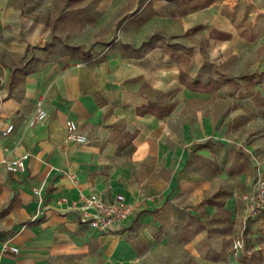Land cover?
Segmentation results:
<instances>
[{
  "label": "crops",
  "instance_id": "1",
  "mask_svg": "<svg viewBox=\"0 0 264 264\" xmlns=\"http://www.w3.org/2000/svg\"><path fill=\"white\" fill-rule=\"evenodd\" d=\"M112 1L100 0V6ZM156 2L164 11L169 8L166 0ZM50 33V25L0 0V264H141L147 254L142 255L134 244L122 248L116 243L119 237L135 222L141 228L187 229L196 211L209 206L207 194L216 189L218 175L186 166L189 153L184 148L170 168L157 165L143 175L140 199L125 188L104 186L102 179L137 177L132 174L135 162L149 158L162 162L168 135L182 137L186 145L192 137L183 134L173 116L175 110L155 113L150 98L131 82L144 73L151 56L136 60L119 53L98 56L92 51L88 58L78 60L65 54L40 60L34 69L18 74L30 65L26 56L33 46L46 42ZM16 82H22L20 90ZM189 91L190 96H198L196 90ZM38 105L46 109L47 117L30 127ZM69 119L88 135L86 144L66 140ZM9 124L14 129L3 136ZM205 125L211 130V120L206 118ZM215 148L225 152L221 146ZM24 153L30 154L26 169L9 172L4 159ZM35 188L43 194V205L34 196ZM79 191L107 197L122 193L134 212L121 230L99 233L81 224L69 204L56 203L61 197H76ZM232 200L223 208L231 213L234 225L241 226L236 218L243 216L244 207ZM202 224L187 243L197 260L202 264L236 260L232 254L208 259L198 249L204 239L215 254L223 247L222 238ZM152 237L149 243L156 241ZM226 237L232 253L233 234ZM5 244L18 251L5 250Z\"/></svg>",
  "mask_w": 264,
  "mask_h": 264
},
{
  "label": "rangeland",
  "instance_id": "2",
  "mask_svg": "<svg viewBox=\"0 0 264 264\" xmlns=\"http://www.w3.org/2000/svg\"><path fill=\"white\" fill-rule=\"evenodd\" d=\"M156 1L113 0L103 8L100 0H7L22 15L51 27L48 40L33 46L26 56L30 65L18 74L34 69L40 60L65 54L78 60L92 51L136 60L151 56L144 73L131 82L150 98L155 113L175 110L174 118L191 141L186 145L182 137L168 135L162 162L155 158L135 162L132 174L137 177L100 181L140 199L143 175L157 165L170 168L186 148V166L214 172L217 186L207 194L209 206L196 211L187 229L141 228L135 222L116 243L125 249L134 244L147 254L141 264H202L187 243L205 223L213 236L222 238L223 246L215 254L202 240L198 249L208 259L232 254L236 260L230 264H264V208L248 217L245 227L242 223L248 215L243 195L264 182V0H166V11ZM16 87L20 90L22 82ZM190 88L196 89L197 97L189 95ZM206 118L212 122L211 130ZM218 146L225 148L223 154ZM229 199L244 207L243 216L236 218L241 226H235L223 208ZM230 233L232 253L226 237ZM241 235L243 247L235 250L234 239ZM151 236L153 243L148 242Z\"/></svg>",
  "mask_w": 264,
  "mask_h": 264
},
{
  "label": "built area",
  "instance_id": "3",
  "mask_svg": "<svg viewBox=\"0 0 264 264\" xmlns=\"http://www.w3.org/2000/svg\"><path fill=\"white\" fill-rule=\"evenodd\" d=\"M47 117L46 109L38 105L34 117L29 121L30 127L43 122ZM14 129L13 124L1 132L3 136L8 135ZM66 140L76 144H86L88 135L83 132L75 120L69 119L66 122ZM30 154L24 153L17 157L5 158L4 166L9 172L24 171L26 161ZM38 203L43 205L44 198L40 189L33 190ZM248 215L244 217L242 223L246 226L248 217H256L264 208V182L259 181L252 191L243 195ZM57 205L69 204L79 216V222L88 228L99 233L116 232L123 228L134 212V206L122 193H116L111 197L104 196L96 191L85 193L79 191L74 198L61 197L56 201ZM242 233V232H241ZM233 248L240 250L243 247V235L234 239ZM5 250L17 252L18 249L8 244L4 245Z\"/></svg>",
  "mask_w": 264,
  "mask_h": 264
},
{
  "label": "trees",
  "instance_id": "4",
  "mask_svg": "<svg viewBox=\"0 0 264 264\" xmlns=\"http://www.w3.org/2000/svg\"><path fill=\"white\" fill-rule=\"evenodd\" d=\"M16 71H17V70H16ZM190 89L196 90V89H194V88H190ZM202 146L204 147V146H205V144H202ZM201 228H203V226H201Z\"/></svg>",
  "mask_w": 264,
  "mask_h": 264
}]
</instances>
